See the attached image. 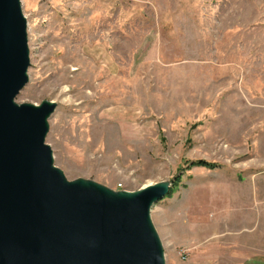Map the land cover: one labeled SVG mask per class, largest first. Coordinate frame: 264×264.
Returning <instances> with one entry per match:
<instances>
[{"label":"rangeland","instance_id":"obj_1","mask_svg":"<svg viewBox=\"0 0 264 264\" xmlns=\"http://www.w3.org/2000/svg\"><path fill=\"white\" fill-rule=\"evenodd\" d=\"M20 1L15 102L56 103L45 142L66 179L169 181L150 210L165 264L264 254V0Z\"/></svg>","mask_w":264,"mask_h":264},{"label":"water","instance_id":"obj_2","mask_svg":"<svg viewBox=\"0 0 264 264\" xmlns=\"http://www.w3.org/2000/svg\"><path fill=\"white\" fill-rule=\"evenodd\" d=\"M29 64L21 1L0 0V264H165L150 210L170 184L112 200L68 181L45 142L56 103L15 102Z\"/></svg>","mask_w":264,"mask_h":264},{"label":"bare ground","instance_id":"obj_3","mask_svg":"<svg viewBox=\"0 0 264 264\" xmlns=\"http://www.w3.org/2000/svg\"><path fill=\"white\" fill-rule=\"evenodd\" d=\"M49 103H54V102L53 101H49ZM81 183L84 186L93 187L94 189H96L97 191L102 193L105 197H107L109 199H112V200H119V199L125 198V197H127V198L133 197L134 195L138 194L141 190H143L145 188H148V187H158L159 186V187H165L166 188L170 184L169 181H163V182H158V183H149L146 186H144L141 189H139L137 191H134V192H128V191L117 192V191L109 189V188H107V187H105L103 185H100V184H98L96 182H93V181L81 179ZM158 237H159V235H158ZM159 239H160V237H159Z\"/></svg>","mask_w":264,"mask_h":264},{"label":"crops","instance_id":"obj_4","mask_svg":"<svg viewBox=\"0 0 264 264\" xmlns=\"http://www.w3.org/2000/svg\"><path fill=\"white\" fill-rule=\"evenodd\" d=\"M241 264H264V254L253 255Z\"/></svg>","mask_w":264,"mask_h":264},{"label":"trees","instance_id":"obj_5","mask_svg":"<svg viewBox=\"0 0 264 264\" xmlns=\"http://www.w3.org/2000/svg\"><path fill=\"white\" fill-rule=\"evenodd\" d=\"M195 165H199V166H205V167H209V168H215L218 165L212 162H208L206 160H199L197 162H195ZM178 180V178H174L173 182L176 183Z\"/></svg>","mask_w":264,"mask_h":264}]
</instances>
